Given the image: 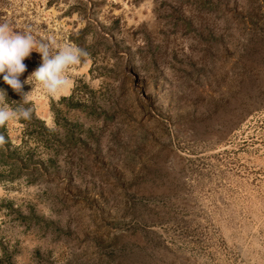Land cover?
I'll list each match as a JSON object with an SVG mask.
<instances>
[{
	"label": "rangeland",
	"instance_id": "374dc122",
	"mask_svg": "<svg viewBox=\"0 0 264 264\" xmlns=\"http://www.w3.org/2000/svg\"><path fill=\"white\" fill-rule=\"evenodd\" d=\"M4 22L89 55L65 95L24 86L42 124L5 126L0 264H264V0H0Z\"/></svg>",
	"mask_w": 264,
	"mask_h": 264
},
{
	"label": "clouds",
	"instance_id": "9594fccd",
	"mask_svg": "<svg viewBox=\"0 0 264 264\" xmlns=\"http://www.w3.org/2000/svg\"><path fill=\"white\" fill-rule=\"evenodd\" d=\"M34 51L40 54L42 62L26 79L21 80L27 71L24 61ZM88 55L85 49L72 43L58 44L51 38L37 40L30 29L20 32L7 22L0 23V76L21 97V103L13 108L7 90L0 88V127L12 121L31 120L33 90L25 91L24 86L33 85V78L50 96L58 98L73 87L71 70ZM6 142L5 137L0 135V147Z\"/></svg>",
	"mask_w": 264,
	"mask_h": 264
},
{
	"label": "trees",
	"instance_id": "16d2710c",
	"mask_svg": "<svg viewBox=\"0 0 264 264\" xmlns=\"http://www.w3.org/2000/svg\"><path fill=\"white\" fill-rule=\"evenodd\" d=\"M0 88H4V89L7 90V93H8V96H9V102H10V104H11V106L13 108L21 103V101H20L21 97L20 96H16L14 93H12L10 91V89H8L6 87V85L2 84V82H0ZM31 122H33V123H41L42 124V122H40L38 119L35 118L34 111H33V115H32L31 120L26 121L27 124H29ZM42 128L45 131H48V129L46 127L42 126ZM0 135H3L5 137V139H6V141H7L3 147H0V152H10L8 149H9V147H11V143H10V140L8 138L7 130H6L5 127H0Z\"/></svg>",
	"mask_w": 264,
	"mask_h": 264
}]
</instances>
